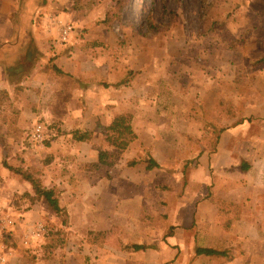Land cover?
Listing matches in <instances>:
<instances>
[{"label":"crops","instance_id":"1","mask_svg":"<svg viewBox=\"0 0 264 264\" xmlns=\"http://www.w3.org/2000/svg\"><path fill=\"white\" fill-rule=\"evenodd\" d=\"M70 1L0 0V91L7 96L0 103V137L11 136L14 126L18 129L28 126L31 131L37 119L42 117L52 118L57 128L62 126L64 135H60L70 137L71 140L68 146H64V151L72 157L62 167H65L63 173L68 177L59 181L53 176L52 184L48 182L47 186V180L42 177L41 181L47 189L56 188L65 200L63 207L67 210L68 225L55 224L52 231L54 234L60 229L78 234L103 232L110 233L108 235L111 239L104 243L71 242L66 248L59 241H51L52 234L41 241L29 237L30 230L37 224V221L32 224L34 217L41 214H38L36 205L21 213L10 205L12 195L32 196L33 191L29 182L4 168L2 161L5 160V151L1 142L0 230L5 216L11 218L16 215L19 221L17 230L24 232L21 242L25 238L31 240L27 251L32 258H36L34 264H60L62 250L66 251L65 258L77 257L80 262L90 258L96 262L116 264L118 257L119 264H124L123 259L128 258L126 250L129 248L121 236L126 228L124 225L140 217L142 200L149 198L148 192L154 187L152 174L163 173L171 180L174 178L172 184L175 182L173 174L166 171L165 157L160 156L163 153L170 158L174 150L166 146L162 137H176L180 134L201 136L203 133V127L198 132L199 128L193 126L196 118L191 112L194 103L189 90L192 85V65L185 63L184 70L178 72L169 66L175 56L172 54L167 69L162 68L160 49L154 46L148 48L143 41H140L139 47L145 44L147 48L131 50L130 55L122 57L124 59L119 56L116 59H102L93 49L89 54V50L84 49L89 43L111 50L114 37L106 32L98 35L92 33L88 26H92L95 18L89 21L85 16L89 9ZM239 6L230 20L232 34L236 39H242L245 33L253 35L251 39L260 41L264 52V0H243ZM56 21L71 23L75 28L67 44L59 40ZM76 29L81 32L88 29V32L81 33ZM232 69L227 80L222 71L216 81L200 82L198 86L204 105L208 104V91L216 92L217 122L226 119L222 106L225 88L239 87ZM85 72L87 77L84 76ZM256 73L263 81L256 97L244 98L245 107L242 111V98L232 96V101L238 107L231 114L232 123L218 134L216 148L211 155L206 145L200 149V167L206 166V176L208 168H212L219 177L216 184L220 187L216 200L219 206L215 208L207 200L202 203L199 214H195V222L199 216L201 228L198 232L200 241H195L197 246L194 256L206 264H264V65L258 67ZM70 76L72 83L68 80ZM182 82L185 84L183 89ZM16 87L21 88L16 91ZM163 89L171 96L170 103L174 105L171 110L166 109L159 95ZM14 97L16 101L13 104ZM182 97L188 113H183L180 108ZM17 101L22 106H18ZM12 106L15 113L11 120L3 112ZM122 113L132 116L131 127L135 140L127 145L117 160L111 157L113 148L106 145L105 153L108 155L100 161L98 151L92 145L96 141L93 132L95 126L98 122L105 130ZM31 119L34 125L30 123ZM74 131L88 132L90 139L84 142L73 140L71 136ZM141 141L145 144V154L150 155L146 156L148 160L141 161L136 153H132L129 161L127 153L130 150L133 152V148ZM43 149V145L34 146V149L29 146L28 154L37 157ZM150 162H155L157 167L147 170ZM200 183L209 185L203 179ZM189 184L192 187V180ZM167 197L158 199V204L169 202V227L174 230L167 242L175 247V251L166 249L164 245L156 255L158 259H174L177 264L183 255L178 254L177 248H181L176 234L184 230L187 232L185 239L192 238V235L187 236L193 223L192 198L191 204L187 206V200L176 201L175 192L171 190ZM48 219L58 221L50 212ZM177 225L178 229L175 228ZM112 234H118L116 237L119 240L115 237L112 240ZM21 242L9 248L0 241V259L5 257V253L10 254L0 264H28ZM185 247L191 249L192 245L188 247L186 244ZM199 247L223 252L224 256H197L195 250Z\"/></svg>","mask_w":264,"mask_h":264},{"label":"rangeland","instance_id":"2","mask_svg":"<svg viewBox=\"0 0 264 264\" xmlns=\"http://www.w3.org/2000/svg\"><path fill=\"white\" fill-rule=\"evenodd\" d=\"M65 1L66 3L69 2V0ZM73 2H78V4H82L81 6H83V8L89 9L85 15L89 21H93V18H95L92 26H88L92 33H97L98 35L106 32L111 33L114 37V46L111 47V50H106L104 47L96 46L95 44L91 45V43H89L90 45H87L89 48L87 46L84 47L86 51L89 50V54L93 49L97 52L98 57H101L102 59L105 57L116 59L118 56L119 58L124 59L122 57H124V55H130L131 53L129 52L131 50L135 51L136 48H150V46H154L156 49H160V63L162 68L167 69L172 54H175V56L173 55L174 58L171 60L169 66H173L178 72L184 70L185 63H191L193 74L191 80L192 85H190L189 90L192 93L191 96L194 103L191 112L196 118L193 122V126L199 128L198 132H200L201 127H203V133L201 136L200 134L194 136L180 134V136L176 137H162L166 146L168 148L173 147L174 150L170 158H168V154L162 153L163 155L160 154V156L165 157L166 162L164 166L167 172L173 174L175 182L172 184L174 178L172 177L171 180L168 175L163 173H158V175L152 174L151 178L154 180V187L152 191L147 190L149 191V198L142 200L143 205L141 207L140 217L130 220L127 226L124 225L126 228H124L125 231L121 236L124 238L123 241L129 246L126 250L128 258L123 259L124 264H176L174 259L168 260L167 257H165L166 260L162 259V257L161 259H158L156 255L157 252H160V248H164V245L167 246L166 249L175 251V247L169 245L167 242L168 228L170 226L168 213L169 202L166 201L164 203H159L160 207H158V199L162 200V198H168L167 195H169L171 190L175 192L177 198L176 201L184 202V200H187V206L191 204L190 201L192 198L193 223L187 234V236L192 235V238L185 239L187 232H183L184 230L176 234L181 248V250L177 248L178 254L180 253V255H183L182 259H179L177 264H206L200 262V260L194 256V249L197 246L195 245V241L198 243L200 241L199 229L201 228L199 216L198 221L196 220L195 222V214H199V211L202 208V203H206L207 200L213 205V207L217 208L219 206V202H216V200L218 198L217 194L220 187L216 184L219 177L213 169L208 168V176H206V166L204 165L203 168L200 167L199 158L202 155L200 149L202 145H206L209 155H211L216 148L218 134L232 123L231 114L234 109L236 110V108H238L232 101V96H240L242 98V101H240V108H242L243 111V108L245 107L244 98H248L247 96L250 98L256 97L259 89H261V86L263 85L262 79L259 77L258 73H256V69L264 65L263 44L260 43V41H254L255 39H251L253 38V35L247 33H245L242 39H236L229 27L234 12L238 10L240 7L239 4L243 2V0L70 1L72 4ZM94 28L96 29L92 30ZM77 31L81 32L79 29ZM87 32L88 29H84L81 33ZM69 40L70 39L63 42L60 40V42L62 44H67ZM140 41L146 43L147 47L145 44L139 47ZM223 60L224 63L222 62ZM84 65L88 66L87 64H83L82 66ZM221 65H223V67ZM231 67L235 73V78L238 79L239 87L234 89L231 86H228L225 88V99L222 106H224L223 109L226 119L217 122L215 110L216 92L212 90L208 91L206 94L209 99L208 104L204 105L202 102L205 101L201 100L202 92L198 86L200 82L208 83L216 81L217 76H219L218 74L222 71L225 72L224 76L225 80H227ZM85 69L87 70L88 68ZM249 71H251V74ZM86 74L87 73L85 72L84 76L87 77ZM71 78L72 76H70L68 80L72 83L73 81L70 80ZM181 80L184 81V78L181 77ZM182 83L181 86L183 89L185 84L184 82ZM17 88L21 87H16V91ZM168 94L169 92L163 89L159 95L161 96V100L166 109L171 110L174 105L170 103L171 96ZM14 101H16L15 97L13 99V104ZM17 104L18 106H22L18 101ZM184 104L185 99L182 97L180 98V108L183 113H188V110H185ZM13 110L14 106L6 108L3 114H5V117L7 118L10 117L12 120L14 117L13 113H15ZM201 117H203L202 121ZM32 119L36 120L34 118ZM32 119L30 121L31 124H33ZM53 121L52 118L45 119L44 117L37 119L36 121V123H41L43 125L48 134L43 143L45 149H43L37 157H30L28 154L29 146L31 147V145L28 143L27 136L29 135L31 127L27 126L26 128L24 127V129H18L14 126V131L11 129V136L5 138L0 137V142L5 151L4 158L6 162H14L16 165L12 163V166L31 171L41 181L43 177V180H47L45 186H47L48 182L52 184L51 178L53 176L56 177L57 180L59 179V181L65 176L68 177L63 173L65 167H62L66 166L65 164L69 162L72 157L71 154L64 151V146H68V143L71 142L70 137L62 136L64 135L61 131L62 126L57 128ZM13 125H15V123H13ZM103 129L104 128L97 122L95 130L93 131L96 141L92 145L93 147H96L98 155L107 152L105 151V130ZM180 130L183 129L181 128ZM195 133L196 131L193 132V134ZM92 134L93 133H91V136ZM134 140L135 138L132 137L129 139L128 144ZM126 148L118 154L113 151L111 157L113 156V159L116 160L119 159L120 155L124 153ZM144 148V142H139V145L137 143L135 148H133V152L130 150L127 153L128 160H131L130 158L133 156L132 153H136V156L139 157L141 161L148 160L146 156L150 155L149 153L145 154ZM189 148H191V150ZM9 158L12 159L9 160ZM60 173L62 174L60 175ZM17 177L20 178L18 175ZM158 179L159 182H157ZM202 179L207 180L209 185H201L202 183L200 182ZM190 180L193 182V185H191L192 187H190L189 184ZM52 189L55 190L58 196L59 206L63 209L61 215L53 213L43 199H39V202L35 201L34 203H31L29 199H22L19 195H12L10 205L16 212L21 213L28 208L31 209L32 205L38 207L37 212L41 215L34 217V222L32 224L36 221L37 223H43L46 230L42 236L33 239L41 241L43 238L52 234L50 240H56V242L59 241L61 245L65 244L66 248H68V245L71 244V242L78 243L81 241L82 243L84 241H99L104 243L105 240L111 239V236L108 235L110 233L103 232L95 234L93 232L92 234H89V232L78 234L60 229V231H56V234H54V231L52 230H54V227L56 226L55 224L62 225V219H66L68 225V215L66 208L63 207V203H65L64 198L62 195L60 196V193L56 188ZM190 192H192V194ZM159 196H161V198ZM49 212L55 215L58 221L48 219ZM17 218L16 215H12L11 218L5 216L3 222L10 219L13 224L8 228L3 227L0 230V241L3 245L9 248L23 240L22 235L24 232L17 230L19 224ZM189 222L190 220L187 216V223ZM50 226H53V228ZM175 228L178 229V225ZM28 230H30L29 227ZM112 235V240H115V238L119 240V237H116L118 234ZM28 236L31 237L29 234ZM24 240L28 241L27 244H24V241L21 242V245L24 247V257L28 259V264H34V259L36 258H32L31 254L27 251L29 250L28 245L31 240L28 238H25ZM132 244H143L147 246L148 249L142 252L133 253L130 248ZM186 244L188 247L192 245V248L186 249ZM62 248L64 249V247ZM61 252L63 253H61L60 256V264H106L102 261L96 262L94 259L90 258L84 259L80 262L77 257L68 258L66 256L65 258L66 251L62 250ZM158 260H161V262L159 263ZM116 264H119L118 257L116 259Z\"/></svg>","mask_w":264,"mask_h":264},{"label":"trees","instance_id":"3","mask_svg":"<svg viewBox=\"0 0 264 264\" xmlns=\"http://www.w3.org/2000/svg\"><path fill=\"white\" fill-rule=\"evenodd\" d=\"M5 99H7L6 93L0 91V103L2 101H5ZM131 121H132V116L130 114L122 113L121 115L113 119L112 122L109 124V126L105 128V134H104L105 144L108 147H112L114 153L116 152L118 154L122 152L127 147L129 139L133 137ZM71 139L79 142L88 141L90 139V133L82 132V131H74L72 133ZM107 155L108 154L106 153L105 154L100 153L99 160L103 161V158ZM2 164L4 168H6L8 171L12 172L15 175H18L19 177H21V179L30 183L32 187L33 195L31 196L25 194L22 196V198L25 197L26 199H29L31 203H34L39 199H43L53 213L57 215H61V213H63V209L59 206L58 196L55 190L47 189L46 187H44L41 183V180L37 178L29 170H23L20 167L14 168L12 166H9V164H7L5 160L2 161ZM154 167H157V164L155 162H150V164H148L146 169L150 170ZM61 224L67 225V220L62 219ZM173 230H174L173 227L168 228V236L172 235ZM89 234H92V232H89ZM130 248L132 249V251L138 252L147 249V246L143 244H132ZM195 254L197 256L199 255L224 256L223 252L213 249L200 248V247L195 250Z\"/></svg>","mask_w":264,"mask_h":264},{"label":"built area","instance_id":"4","mask_svg":"<svg viewBox=\"0 0 264 264\" xmlns=\"http://www.w3.org/2000/svg\"><path fill=\"white\" fill-rule=\"evenodd\" d=\"M58 26V33L60 40L67 41L70 37V34L73 31V25L68 22L63 21H56ZM43 125L40 123H37L34 125L33 129L29 132V135L27 136L28 143L31 145V147L34 149V146H42L46 137L47 133L45 131ZM13 224L12 220L8 219L4 222L3 227H10ZM45 225L43 223H37L34 225V227L30 230L29 235L32 238H39L42 236V234L45 232ZM24 244H27L28 241L24 240ZM10 255L9 253H5V257ZM5 257H2L0 259L1 262L5 261Z\"/></svg>","mask_w":264,"mask_h":264}]
</instances>
